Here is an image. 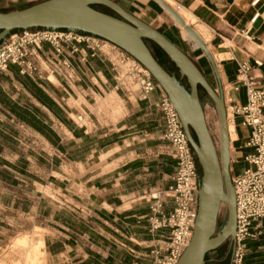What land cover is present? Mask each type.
<instances>
[{
    "label": "crops",
    "instance_id": "1",
    "mask_svg": "<svg viewBox=\"0 0 264 264\" xmlns=\"http://www.w3.org/2000/svg\"><path fill=\"white\" fill-rule=\"evenodd\" d=\"M112 1L159 30L152 21L162 7L154 0ZM165 1L182 7L180 15L219 70L221 63L226 106L246 103L245 88L228 91L244 62L264 88V0ZM87 54L86 62L80 54L71 58L69 78L23 75L15 65L0 71V234L24 218L42 232L46 264H148L155 238L143 217L150 195L164 196L176 172L157 106L166 93L156 87L143 95L137 85L118 81L119 51L112 45ZM249 133L240 118L229 126L233 158L249 152L242 150ZM163 201L171 210L172 202ZM253 242L249 264H264V239L261 247H250ZM222 250L208 253L206 264L219 262Z\"/></svg>",
    "mask_w": 264,
    "mask_h": 264
},
{
    "label": "built area",
    "instance_id": "2",
    "mask_svg": "<svg viewBox=\"0 0 264 264\" xmlns=\"http://www.w3.org/2000/svg\"><path fill=\"white\" fill-rule=\"evenodd\" d=\"M260 1L254 0L252 4L257 5ZM44 45H49L50 51H46ZM106 45H112L119 51L114 64L118 81L137 85L143 95L160 87L150 72L123 49L99 36L68 29L29 28L9 34L0 44V71L15 65L23 75L40 79L57 75L69 78L73 56L80 54V62H86L88 51L95 57ZM127 64L129 67L125 77L121 71L122 66ZM256 64L261 65L258 61ZM251 71L249 62L240 64L236 81L231 85L234 92L245 88L246 103L239 105L229 102L234 123L240 118L241 124L250 131L242 147L249 152L239 158L246 165L242 172L234 173L233 165L239 159L231 155L230 172L236 195L237 228L235 240L230 241L232 254L229 264H246L249 243L260 240L264 235V88L258 87ZM157 106L165 121L164 138L170 143L176 172L173 184L164 196L159 193L150 195V212L143 219L155 243L146 258L148 264H177L193 236L201 173L179 114L167 94ZM163 197L172 202L171 210H165Z\"/></svg>",
    "mask_w": 264,
    "mask_h": 264
},
{
    "label": "water",
    "instance_id": "3",
    "mask_svg": "<svg viewBox=\"0 0 264 264\" xmlns=\"http://www.w3.org/2000/svg\"><path fill=\"white\" fill-rule=\"evenodd\" d=\"M194 38L208 60L217 82L214 89L196 63L163 33L126 11L112 0H46L25 9L0 12V42L12 30L29 28L68 29L99 36L138 60L169 97L202 169L198 214L193 236L177 264H206V255L227 241H234L237 207L231 180L230 138L222 78L208 46L193 27L164 0H154ZM103 5L119 18L94 9ZM149 40L161 48L185 77L188 91L175 75L169 74L154 57ZM199 86L213 101L219 117L220 149L210 133L199 97ZM227 207V221L217 231L221 206Z\"/></svg>",
    "mask_w": 264,
    "mask_h": 264
},
{
    "label": "rangeland",
    "instance_id": "4",
    "mask_svg": "<svg viewBox=\"0 0 264 264\" xmlns=\"http://www.w3.org/2000/svg\"><path fill=\"white\" fill-rule=\"evenodd\" d=\"M42 1L44 0H34L32 2L25 3V1L23 2V0H17V3H12L10 2V0H5V2L3 1V3L0 5V8L3 11H11L17 9L20 10ZM102 6L103 5H93V7L96 8ZM155 9L156 11H154L156 13L152 24L157 27L163 34L173 40L179 47H181L188 54V56L206 73L208 79L212 84V87L214 89H217V82L213 74V70L201 49L197 48L196 43L187 34L185 35L189 37V40L185 36L183 37L182 34L181 36L184 39L181 38L180 33H182V30L177 28L174 20L163 8H161L162 10L160 8ZM191 23H194L192 19L190 20V24ZM261 44L264 43L262 42ZM151 48L156 57L160 60V62H162L165 67H167L169 70L179 76V73L174 67V65L154 44H151ZM219 66L220 73L222 74L223 69L221 68V63H219ZM231 68L232 70H235L234 67ZM184 83L187 84L185 80ZM225 83L229 84L227 81H225ZM228 87V91L230 89L232 90L231 85H228ZM199 95L204 107L208 127L214 137L217 146L220 149L221 136L217 109L211 98L207 95V93H205L203 90H200ZM233 148H236L235 144H233ZM235 152H238V149L234 150V154ZM234 159H237L236 156H234ZM238 161V163H235L233 165V170L235 174L238 172H242L243 168L246 166L241 159H239ZM227 215V207L225 204H223L219 213L217 227L218 232L221 231L224 227L227 221ZM15 225L16 226L12 229V231H5V235L0 234V264H46L45 247H43L41 243V240L43 239L42 232L36 228L28 227L24 218H20L18 223H16ZM222 247L223 250L220 252L222 253V259L216 264H229V260L232 254L230 250V241H227ZM217 254L218 253L216 252H212L210 257L216 256Z\"/></svg>",
    "mask_w": 264,
    "mask_h": 264
},
{
    "label": "trees",
    "instance_id": "5",
    "mask_svg": "<svg viewBox=\"0 0 264 264\" xmlns=\"http://www.w3.org/2000/svg\"><path fill=\"white\" fill-rule=\"evenodd\" d=\"M38 4V3H37ZM35 5V4H34ZM32 6V5H31ZM29 7V6H28ZM93 7V6H92ZM27 8V7H26ZM23 9H25V8H23ZM6 12H9V11H6ZM33 29V28H32ZM18 30H21V29H16V30H12L11 32H10V34L11 33H13V32H15V31H18ZM1 32V31H0ZM162 33V32H161ZM165 35V34H164ZM166 36V35H165ZM171 42H173L174 44H176L173 40H171L168 36H166ZM4 40H2L1 42H0V44L3 42ZM177 45V44H176ZM155 46L166 56V58L174 65V67L177 69V71H178V73H179V70H178V68L175 66V64L170 60V58L165 54V52L161 49V48H159L156 44H155ZM178 46V45H177ZM150 48V47H149ZM150 50L152 51V49L150 48ZM152 53H153V55H154V57L157 59V61L163 66V68L169 73V74H171V75H175L177 78H178V80L180 81V83L182 84V85H184L185 86V88L188 90V91H190V86H189V84H188V82H187V80H186V78L185 77H181L180 76V73H179V76L178 75H176L175 73H173L171 70H169L167 67H165V65L162 63V62H160V60L156 57V55L154 54V52L152 51ZM184 80L186 81V83L187 84H185L184 83ZM199 93H200V90L202 91H204L205 92V90L203 89V88H201L200 86H199ZM206 93V92H205ZM199 97H200V95H199ZM197 163H198V160H197ZM198 166H199V169H200V173H201V178H202V169H201V167H200V165H199V163H198ZM263 239L264 238H262V239H260L259 241H256V242H253V243H251L250 244V247H261V245H262V243H263ZM224 245V244H223ZM222 245V246H223ZM228 256H229V254H228ZM246 263L247 264H249V263H251V259L247 256V259H246Z\"/></svg>",
    "mask_w": 264,
    "mask_h": 264
},
{
    "label": "bare ground",
    "instance_id": "6",
    "mask_svg": "<svg viewBox=\"0 0 264 264\" xmlns=\"http://www.w3.org/2000/svg\"><path fill=\"white\" fill-rule=\"evenodd\" d=\"M165 1V0H164ZM166 2V1H165ZM174 10L180 15V11H182V7L181 6H179V5H175L174 6ZM167 11V10H166ZM168 13V12H167ZM169 14V13H168ZM170 15V14H169ZM171 16V15H170ZM181 16V15H180ZM173 19H174V17L173 16H171ZM182 17V16H181ZM260 17V14H257V15H255V17L253 18V22H255L258 18ZM183 18V17H182ZM184 19V18H183ZM175 20V19H174ZM185 21V20H184ZM175 22L177 23V25L184 31V33L185 34H187L195 43H196V41L194 40V38L184 29V27L183 26H181L176 20H175ZM186 22V21H185ZM187 24V23H186ZM188 25V24H187ZM195 30V29H194ZM196 31V30H195ZM197 32V31H196ZM198 33V32H197ZM201 37V36H200ZM202 38V37H201ZM203 39V38H202ZM205 42V41H204ZM196 45H197V48L198 49H200V47H199V45L196 43ZM207 45V44H206ZM209 49V48H208ZM210 51V50H209ZM211 52V51H210ZM213 55V54H212ZM213 58H214V56H213ZM214 60H215V58H214ZM215 62H216V60H215ZM259 63H261L260 61H258ZM217 64V63H216ZM218 66V65H217ZM129 66H128V64L127 65H125V66H122V71H121V73H124V76H125V74H126V71H127V68H128ZM218 69H219V67H218ZM219 72H220V70H219ZM220 75H221V73H220ZM126 77V76H125ZM222 78V77H221ZM127 80V79H126ZM223 82V81H222ZM223 88H224V85H223ZM224 95H225V90H224ZM225 105H226V102H225ZM226 112H227V124H228V132H229V126L231 125V124H233V125H235V123H234V120H233V117H232V114H231V110H230V107L229 106H226ZM205 119H206V115H205ZM206 123H207V120H206ZM207 126H208V123H207ZM209 128V127H208ZM210 130V129H209ZM210 133H211V131H210ZM211 135H212V133H211ZM212 137H213V135H212ZM229 138H230V134H229ZM213 139H214V137H213ZM215 141V140H214ZM216 143V142H215ZM216 146H217V144H216ZM217 148L219 149V147L217 146ZM230 152H231V147H230Z\"/></svg>",
    "mask_w": 264,
    "mask_h": 264
},
{
    "label": "flooded vegetation",
    "instance_id": "7",
    "mask_svg": "<svg viewBox=\"0 0 264 264\" xmlns=\"http://www.w3.org/2000/svg\"><path fill=\"white\" fill-rule=\"evenodd\" d=\"M105 7V6H104ZM103 6L102 7H93L94 9H96V10H98V11H100V12H103V13H105V14H108V15H111V16H114V17H117V18H119L118 17V15L114 12V11H112L111 9H109V8H104ZM122 7V6H121ZM104 10H106V11H104ZM146 42V44L151 48V44H153V42H151V41H149V40H146L145 41ZM179 47V46H178ZM182 51H184L181 47H179ZM152 49V48H151ZM185 52V51H184ZM197 65V64H196ZM198 66V65H197ZM198 68L200 69V71L202 72V74L206 77V79L208 80V82L210 83V85L212 86V84H211V82H210V80L208 79V76L206 75V73L198 66ZM200 94V93H199ZM201 99V98H200Z\"/></svg>",
    "mask_w": 264,
    "mask_h": 264
}]
</instances>
